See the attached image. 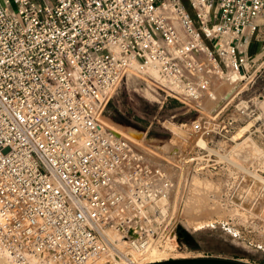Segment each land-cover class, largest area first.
Listing matches in <instances>:
<instances>
[{
  "label": "built area",
  "instance_id": "obj_1",
  "mask_svg": "<svg viewBox=\"0 0 264 264\" xmlns=\"http://www.w3.org/2000/svg\"><path fill=\"white\" fill-rule=\"evenodd\" d=\"M261 30L264 0H0V252L11 264H147L173 243L175 176L187 190L185 166L202 161L174 162L176 147L168 164L147 157L104 111L125 77L150 75L201 113L214 86L245 78L241 38ZM221 113L194 124L199 150L236 127Z\"/></svg>",
  "mask_w": 264,
  "mask_h": 264
},
{
  "label": "rangeland",
  "instance_id": "obj_2",
  "mask_svg": "<svg viewBox=\"0 0 264 264\" xmlns=\"http://www.w3.org/2000/svg\"><path fill=\"white\" fill-rule=\"evenodd\" d=\"M183 2L188 5V0ZM240 84L236 88L230 81L221 87L216 84L215 94L200 103L201 113H198L169 96L166 89H158L155 77L128 75L115 89L104 111L103 118L115 126L142 132L143 145L168 161L172 160L169 153L176 147L179 155L174 157V162L183 157H199L204 165L201 172L195 171L198 167L195 163L185 166L190 178L185 191L179 173L175 176L177 202L175 212L167 220L173 217L171 225L176 236L168 247L160 248V253L166 254L161 262L216 258L264 264V72L255 76L251 70L245 78L240 74ZM217 111L222 112L218 123L232 118L236 127L229 134L200 141L207 148L199 150L194 124L204 117H213ZM257 117L262 119L260 123H256ZM237 134L239 139L233 141ZM167 144L170 150L162 153L161 147ZM194 194H202L210 203L217 202L219 209L227 211L226 219L200 231L188 230L187 207ZM151 260L152 257L148 264H152Z\"/></svg>",
  "mask_w": 264,
  "mask_h": 264
},
{
  "label": "bare ground",
  "instance_id": "obj_3",
  "mask_svg": "<svg viewBox=\"0 0 264 264\" xmlns=\"http://www.w3.org/2000/svg\"><path fill=\"white\" fill-rule=\"evenodd\" d=\"M229 81L234 88L239 87L241 85L240 84V74L232 75L230 77ZM212 104L213 103H210V106H212ZM102 121L105 124V126L112 128L113 130L117 131V133H119V134H121L127 138L135 139V140L138 139L137 143L140 147H142L143 150H145L147 157H150V158L157 160V161H162L161 163L164 165H165V163H163V162L166 160L167 164H168L169 161L167 160V158L159 155L157 153V151H155L154 149H152V148H151L152 150L148 149L147 147H145L143 145L144 144V142H143L144 141V134L142 132H140L134 128H125V127H121V126L120 127L115 126L113 123H111L105 117L103 118ZM239 135H240V133H239ZM239 137L240 136H238V134H237V135L233 136L232 140L236 141L237 139H239ZM167 146H168V148H167ZM164 147L163 146L161 147L162 153L167 152L168 149L170 150V148H171L168 144L165 145ZM206 148H207V146H206ZM232 163H234L235 165H237L241 169L245 170L244 167H242L241 165H238L235 162H232ZM198 183H200V182H198ZM210 202L206 201V197L203 196L202 194L192 195V197L190 198V200L188 202V207H187L188 221L186 222L185 226H187L188 230L200 231V230L206 228L207 226L212 225L213 223H215L217 221H221V220L226 219L227 211H224L225 209L224 210L219 209V206H216L217 202L215 204L210 203ZM240 213H241V211H240ZM185 215H187V213H185ZM242 218H243V215H242ZM151 254L153 255L152 256L153 260H151V263H158V262L163 261V259H164L163 256L166 255V254H163L162 251L160 253V249H159V252H158V250L153 249L151 251ZM149 260H150V258H149ZM0 264H11L10 261L8 260L7 256L1 252H0Z\"/></svg>",
  "mask_w": 264,
  "mask_h": 264
},
{
  "label": "crops",
  "instance_id": "obj_4",
  "mask_svg": "<svg viewBox=\"0 0 264 264\" xmlns=\"http://www.w3.org/2000/svg\"><path fill=\"white\" fill-rule=\"evenodd\" d=\"M263 30L259 31L255 36L244 35L241 40L246 42L245 53L248 59L246 67V75L251 70L255 72V76L258 73L264 72V45H263Z\"/></svg>",
  "mask_w": 264,
  "mask_h": 264
},
{
  "label": "water",
  "instance_id": "obj_5",
  "mask_svg": "<svg viewBox=\"0 0 264 264\" xmlns=\"http://www.w3.org/2000/svg\"><path fill=\"white\" fill-rule=\"evenodd\" d=\"M152 264H247L234 260L216 259V258H193V259H179L165 262H158Z\"/></svg>",
  "mask_w": 264,
  "mask_h": 264
}]
</instances>
